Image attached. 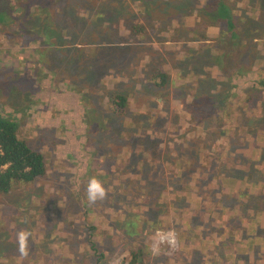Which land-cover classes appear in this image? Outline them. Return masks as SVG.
<instances>
[{"label": "rangeland", "instance_id": "rangeland-1", "mask_svg": "<svg viewBox=\"0 0 264 264\" xmlns=\"http://www.w3.org/2000/svg\"><path fill=\"white\" fill-rule=\"evenodd\" d=\"M9 1L8 16L21 30L0 28V118L16 125L18 138L40 151L45 168L53 173L52 178L15 185L12 193L0 194L3 217L13 216L15 221L10 227L8 221H0V264L23 263L17 239L21 231L29 233L28 254L23 257L29 258V264H42L36 254H47V264H90L91 245L95 256L101 245L102 256L111 248L105 264H264V250L255 237L240 239L239 232L233 236L227 231L224 236L232 240L231 246L227 242L214 248L207 245L190 260L179 258L178 248L185 246L176 244L174 234L142 231L147 232V223L139 217L147 208L142 209V202L131 192L138 187L132 182L140 179L128 177L137 176L142 168L146 171L141 181L153 176L151 185H144V191L152 194L149 210L167 208L165 214L172 216L176 211L162 200L180 188L170 175L175 174L173 166L186 176L191 173V166L180 159L187 141L203 144L213 154L225 147L221 133L228 130L226 138L235 139L233 152L241 162L235 164L236 174L244 170L245 159L249 157V164L254 161L252 136L260 122L246 129L243 121L264 115V0H221L233 19L234 26L223 23L227 28L217 20L219 0ZM147 3L156 6L145 9ZM45 13L52 14L47 17L50 28L59 31L55 41L32 26L45 20ZM183 21L191 26L193 43L176 41L167 30L187 31ZM239 49V55L250 53L240 73L247 72L245 77H234L240 71L231 66ZM155 68L167 73L161 87L150 79ZM230 92L235 96L227 100ZM247 93H253L249 108L242 96ZM115 95L125 99L119 115L108 104ZM64 110L70 114L66 116ZM83 114L92 115V122L83 123ZM146 114L151 125L144 131L140 116ZM245 131L250 137L244 136ZM263 134L264 130L258 132L257 143ZM89 146L106 158L93 163L81 158L86 150L91 155L94 149ZM108 153H115L116 166L108 162ZM218 163L217 158L210 167L217 169ZM64 164L74 173L69 174ZM260 174L257 170L250 178L258 181L264 176ZM93 178L101 182L105 196L90 202L87 188ZM256 181L249 180L262 192ZM140 188L138 194L143 195ZM221 188L212 197L223 201L222 192L233 191L238 183L230 180ZM262 223L263 218L257 224ZM115 237L120 239L114 242ZM211 239L219 240L218 236Z\"/></svg>", "mask_w": 264, "mask_h": 264}, {"label": "trees", "instance_id": "trees-1", "mask_svg": "<svg viewBox=\"0 0 264 264\" xmlns=\"http://www.w3.org/2000/svg\"><path fill=\"white\" fill-rule=\"evenodd\" d=\"M10 2L11 1L9 0H0V28L3 27L5 29H9L12 27H18L17 30H21V27L17 26L16 24H13L14 21L13 20L11 21V19L8 16V12L11 10L9 9L7 10V4ZM217 4H218L217 20L222 24L226 23L227 27L229 24L234 26V24H232L233 19L231 20L230 18V12L228 10L229 8L225 6L221 2V0H219ZM155 6L156 5L154 3L153 4L147 3L146 6H144V8L145 9H147L148 7L154 8ZM49 15L52 14L45 13L44 15L45 20L42 19L38 21L37 26L35 22L34 23L32 22V26L34 28L36 27V29L42 34L44 33L43 35H45L46 38H53L55 41L56 39H58L57 36L59 35V31L56 28H50V24L47 23L48 22L47 17ZM187 18L188 17H185V19ZM183 24L186 27L187 31L183 29H177L176 31L167 27L166 28L176 41L180 39L182 42L185 43L187 42L193 43L195 39L193 37L191 26L186 25L184 21ZM187 24H189V20H187ZM176 25H180V24L176 23L175 26ZM227 27L225 26V28ZM198 38L202 39V36L199 35ZM107 49L108 52L114 50L109 48ZM239 51L240 49L238 51L236 50L237 54L234 63L231 64V66L237 67L236 69L240 71V72H236L234 77H238V76L245 77V75L248 74L247 72L243 73L245 75L240 73L241 71H243L242 67L243 65H245L244 61L248 59L250 53L245 52L243 55L242 54L239 55ZM103 55L104 53L100 54V56ZM113 56L115 58L118 55H113ZM72 60L74 61L73 58ZM240 64L242 65L241 67L239 66ZM224 65L225 67H227L226 60L224 61ZM26 74L29 76L30 72H26ZM99 74H100V78H102L103 72ZM188 74H191V70L188 72ZM223 78L225 77H222V79ZM150 79L154 85L161 87L166 84L167 73L165 71H162L161 69L155 68L154 70H152ZM261 80L262 83H264V80L263 79ZM229 86H230L229 89L231 91L233 87L231 84H229ZM230 93L231 95L228 94L225 95V98L227 100L230 98H234L235 96L234 92H230ZM252 94L253 93H247L245 96L242 95L244 97V104L248 108L251 107L248 105L249 103H251L250 100L253 103ZM29 96H32V93L29 94ZM179 97L180 94H178L177 99L179 101H182ZM81 100H84V97L83 99L81 98ZM108 104L109 107L111 108L112 113L119 115L122 111V108L125 105V99L121 95H115L113 98H110ZM42 112L44 113V111ZM55 113L57 114V116H59L58 112ZM63 114L68 116L70 112L64 110ZM95 116H96V120L100 121V118H97L98 116L96 114ZM83 117H85L83 123L88 124L92 122V120L90 119L92 115L83 114ZM140 118H142L140 124L142 125V127H144L143 130L146 131L147 129H149L151 125L150 121H148L149 118L151 120L150 114L141 115ZM258 122H260L259 127L257 129L258 131L254 132V135L252 136L253 137L252 141L255 147L253 145L251 146L252 151L255 150V152H257V155L253 159L254 161H251L250 164H249V157L248 158L246 157L247 159H245L244 162H246L247 164H243L244 170H241V172H238L237 174H236L235 164L237 162L238 163L241 162L239 160V157L236 156V154L233 152L234 150L237 149V146H235V139H233L231 135H229V137L226 138V135H228V130H223L221 133L222 135H224L222 139H225L226 141L225 147L223 149L216 148L215 152H212L213 154L209 153L208 149L205 148L203 144L195 143V142L191 143L189 141L186 142L187 145H185L183 151L182 150L180 151V155H181L180 159H182L184 163H187L191 166L190 167L191 173L189 176H186V174L182 172L181 168H177L176 165L173 166V168L175 169V174H170V175L179 182L180 188L172 189L170 191L171 196L168 199L162 200L169 205V208L172 207L176 211L172 215L174 217L165 214L168 210L167 208L161 207V211L158 210L156 213L151 212L149 210L148 197H150L152 194H150L147 191L146 192L144 191V185L150 186L153 176H146L147 178L146 181L145 182L141 181L144 179L142 173L146 170L142 168L144 166L143 163H139V167L142 169L139 170V172H137L136 170H134V172H130V174H135V172H137L135 174L137 176H128V177H130V179L132 177H136L140 179L139 183H134L132 182V180L131 182L132 185L141 187L140 192L143 193L144 197L141 198L143 195L138 194V187L132 188L131 192L135 196H137L139 202L140 201L142 202L141 208L142 209L144 207L147 208V211L144 209L145 215L143 214V216H140L141 212L140 214L136 213L134 215V216L136 215L140 216L139 218L143 222L147 223L144 226L147 229V232L145 229H144L145 231L144 230L142 231L147 234L152 232H160L159 234L163 233L165 235L174 234L176 239V244H182V247L185 246L184 249L178 248L179 249L178 257L179 258L184 257L185 260H190V258L193 256L194 253L207 250V245H210L211 248H214L222 242H227L231 246V243H233L232 240H228L224 236V233L226 231L233 236H235L236 233L239 232L240 239L250 240L251 237H255V239H257L256 241L261 244V248L264 250V176H260L261 179L258 181H256L257 178L255 180H253L252 177L250 178L251 174L257 170L261 172L260 175L262 174L264 175V169H263L264 144L262 145L264 141V137L260 138L262 141L258 143L256 142V139L259 138L258 132L260 131L262 132V130H264V126L262 125L264 124V115L260 116L256 120L251 119L250 116L249 118H244L243 125L246 127V129H248L249 127H252V125ZM45 129L46 127H44L43 130ZM16 130H17L16 125L13 122L0 118V194L2 195H7L12 193L13 192L12 190L14 188L13 186L15 185L26 186L30 182L34 184V180H37L39 178L45 179L50 174L53 173V170L49 171L45 168L43 155L40 153V151H35L34 149L30 148L27 145L25 140L18 138ZM53 131L54 133H57L58 129H55ZM141 135L145 136L147 134H141ZM244 136L250 137V135L246 131L244 133ZM89 147H92L94 149L91 155L86 150L85 154L81 153V158L82 157L87 158L86 161H90V163L102 162L106 158L105 153H101V151L98 152L93 146H89ZM107 155H108V162L111 161V164L113 166H116V164H114V161H116L114 160L115 153H108ZM217 158L219 160L217 169H213L210 167L211 163L215 161ZM223 161H227L229 164L227 165ZM59 163L63 164V161L61 160ZM126 164L127 161L123 163V166ZM64 166L66 169H68L69 174L74 173L70 166H67V164L66 165L64 164ZM134 167L136 168V166ZM238 174L239 175L242 174V175L238 176ZM72 176H76V175L73 174ZM49 177L52 178V176ZM230 180H232L233 182L236 181L238 183V188L234 189L233 191L231 190L228 193L222 192L221 197L225 198L223 201L222 199H216L217 197L213 198L212 197L214 194L213 192L216 191V193L218 194V191L220 192L223 189L221 188L222 184ZM249 180L260 182L261 184L260 186L262 187L261 188L262 192L258 191L254 186V184L250 183ZM247 185L254 187L252 192L247 191V188L245 187ZM175 191H177V193L173 195ZM157 198L158 197H156V199ZM152 208H154L153 205ZM183 215H187L186 216L187 218L183 219ZM212 217L215 218L212 219ZM233 217L239 219V221L238 222L230 221V219ZM262 218H263V223L257 224L262 221ZM12 219H14L13 216H9V220L7 219L5 220V217H3L2 215L1 206H0V221H6V222L8 221V227H10V225L15 222ZM60 225L61 224H59V226ZM129 227L131 226L129 225ZM106 235H107L106 238H108L109 237L108 234ZM212 236H218L219 240L212 241L211 239ZM110 237H114V236L110 235ZM128 237L131 236H129L128 234ZM121 238L122 240H124L123 238L125 237L122 236ZM119 239L120 238L115 237L113 240L114 242H117ZM206 240L208 241L207 243ZM88 248L93 253V261L90 264H105L103 260L106 262L108 261V258H110L109 254L111 253V248L108 249L106 256L105 255L102 256L105 251L102 245H101L100 254H98L97 256L94 255L93 245L89 246ZM231 249L233 248L231 247ZM249 249H252V247H249ZM199 254L202 255L203 258L206 256L204 253L201 252ZM17 255L18 254H16V256ZM23 257L24 256H20L21 262H23L22 264H29L28 263L29 258L27 260H24ZM46 257H48L47 254L45 256H40L39 254L38 255L36 254L34 258H36L37 260L41 259L42 264H47V261L45 260ZM174 260H178V258L175 257ZM12 264L14 263L12 262ZM84 264H88V262L86 261L84 262Z\"/></svg>", "mask_w": 264, "mask_h": 264}, {"label": "clouds", "instance_id": "clouds-1", "mask_svg": "<svg viewBox=\"0 0 264 264\" xmlns=\"http://www.w3.org/2000/svg\"><path fill=\"white\" fill-rule=\"evenodd\" d=\"M87 194H88V200L90 202H95L98 199H103L105 196L104 188L101 184V182L95 178H93L87 188ZM29 236V233L27 232H19L17 234V239L19 241V253L22 256H27V238Z\"/></svg>", "mask_w": 264, "mask_h": 264}, {"label": "built area", "instance_id": "built-area-1", "mask_svg": "<svg viewBox=\"0 0 264 264\" xmlns=\"http://www.w3.org/2000/svg\"><path fill=\"white\" fill-rule=\"evenodd\" d=\"M167 240H168V238H167Z\"/></svg>", "mask_w": 264, "mask_h": 264}]
</instances>
